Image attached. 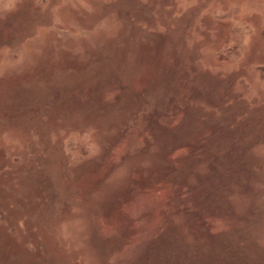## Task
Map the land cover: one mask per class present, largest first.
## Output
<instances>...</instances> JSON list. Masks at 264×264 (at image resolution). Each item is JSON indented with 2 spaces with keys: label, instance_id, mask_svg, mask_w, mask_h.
Segmentation results:
<instances>
[{
  "label": "rangeland",
  "instance_id": "rangeland-1",
  "mask_svg": "<svg viewBox=\"0 0 264 264\" xmlns=\"http://www.w3.org/2000/svg\"><path fill=\"white\" fill-rule=\"evenodd\" d=\"M0 264H264V0H0Z\"/></svg>",
  "mask_w": 264,
  "mask_h": 264
}]
</instances>
